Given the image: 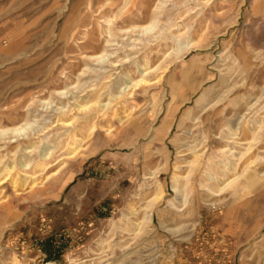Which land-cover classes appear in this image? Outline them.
<instances>
[{
	"label": "rangeland",
	"instance_id": "obj_1",
	"mask_svg": "<svg viewBox=\"0 0 264 264\" xmlns=\"http://www.w3.org/2000/svg\"><path fill=\"white\" fill-rule=\"evenodd\" d=\"M46 262L264 264V0H0V264Z\"/></svg>",
	"mask_w": 264,
	"mask_h": 264
},
{
	"label": "bare ground",
	"instance_id": "obj_2",
	"mask_svg": "<svg viewBox=\"0 0 264 264\" xmlns=\"http://www.w3.org/2000/svg\"><path fill=\"white\" fill-rule=\"evenodd\" d=\"M147 69L148 68H142V70H141V72L142 73H146V71H147ZM141 74V73H140ZM143 81V79L141 78V80H140V82H142ZM139 82V83H140ZM143 82H145V81H143ZM200 100H198L196 103H198ZM166 111V110H165ZM173 111H174V108H172L166 115H165V118H164V120H163V124H166V127L169 129V126H170V123H171V117H172V114H173ZM161 114V113H160ZM186 118H188V113H184V115H183V120L184 119H186ZM191 118V117H190ZM155 120V119H154ZM193 120H194V118H193ZM195 121V120H194ZM113 127V126H112ZM151 130H152V128H151ZM13 132H19L20 130L19 129H14V130H12ZM75 137V136H74ZM76 139V138H75ZM71 145V144H70ZM188 148H190V147H188ZM229 151V150H228ZM196 152V151H195ZM194 153V152H193ZM43 155V154H42ZM193 155V154H192ZM235 156V155H234ZM191 158V157H190ZM203 158V157H202ZM188 166L190 167V169H191V172H190V174H195V172H196V170L198 169V167L200 166V161L198 160V156H193V159L191 160V161H189L188 163ZM24 166V165H23ZM231 167V166H230ZM7 168V167H6ZM35 168V167H34ZM8 170V169H7ZM12 170H13V168H12ZM199 170V169H198ZM43 171V170H42ZM223 172V171H222ZM193 174V175H194ZM253 174V173H252ZM183 177V176H182ZM179 178V176L178 175H176V174H174L172 177H171V180H172V182L175 184V185H173V189H174V191H175V193L176 194H179V196H181V193H180V191H179V188H178V186L176 185V184H178L177 183V179ZM190 179H191V177H190ZM13 180V179H12ZM187 180H189V179H187ZM207 180H208V182L210 181V182H215V180H217V175H212L211 177H209L208 178V176H207ZM14 182V181H13ZM16 182V181H15ZM225 183H226V181H224ZM12 183V182H11ZM230 183V182H229ZM188 184V183H187ZM227 185V183L225 184V186ZM213 188V187H212ZM211 193H213V192H215V191H210ZM217 192V191H216ZM159 194H160V191H159V189H158V191H157V193H156V195H155V197L157 198L158 196H159ZM159 199V198H158ZM156 201V200H155Z\"/></svg>",
	"mask_w": 264,
	"mask_h": 264
},
{
	"label": "built area",
	"instance_id": "obj_3",
	"mask_svg": "<svg viewBox=\"0 0 264 264\" xmlns=\"http://www.w3.org/2000/svg\"><path fill=\"white\" fill-rule=\"evenodd\" d=\"M45 264H58V263H55V262H46Z\"/></svg>",
	"mask_w": 264,
	"mask_h": 264
}]
</instances>
